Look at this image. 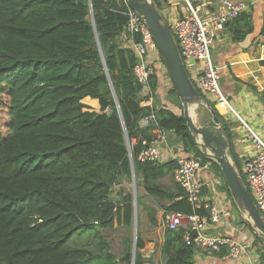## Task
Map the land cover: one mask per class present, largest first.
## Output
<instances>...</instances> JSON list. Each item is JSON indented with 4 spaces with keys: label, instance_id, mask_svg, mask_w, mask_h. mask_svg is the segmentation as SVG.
Returning a JSON list of instances; mask_svg holds the SVG:
<instances>
[{
    "label": "trees",
    "instance_id": "trees-1",
    "mask_svg": "<svg viewBox=\"0 0 264 264\" xmlns=\"http://www.w3.org/2000/svg\"><path fill=\"white\" fill-rule=\"evenodd\" d=\"M151 1L159 10L164 2ZM124 11L117 0H0V264H131V238L122 236L116 257L103 231H127L133 223L131 196L118 194L115 203L110 195L130 179L125 135L129 144L150 141L139 121L151 112L185 155L208 161L195 147L179 101L177 113L165 105H141V87L132 75L135 55L118 42L128 20ZM158 81L154 75L149 83L154 98ZM169 93L177 99L173 88ZM218 118L237 166L228 124ZM137 151L133 144L135 183L146 197L165 212L208 215L193 209L176 184H161L173 174L174 160L139 163ZM145 212L157 226L155 209ZM183 232L164 230V264H192L194 251ZM253 243L264 264V240L254 236ZM141 247L137 231L133 264L147 263ZM226 253L223 247L214 254Z\"/></svg>",
    "mask_w": 264,
    "mask_h": 264
},
{
    "label": "built area",
    "instance_id": "built-area-1",
    "mask_svg": "<svg viewBox=\"0 0 264 264\" xmlns=\"http://www.w3.org/2000/svg\"><path fill=\"white\" fill-rule=\"evenodd\" d=\"M117 1L126 8L123 14L128 18L122 32L125 35L124 40L128 43V49L134 53L136 61L139 60V63L136 62L133 66L132 75L141 87V105L151 109L154 95L150 88V79L157 75L161 88L163 83H166L165 75L170 85L171 81L159 50L141 17L130 8L127 0ZM180 3L182 9L164 20L178 45L185 72L192 85L199 92L203 102L213 107L228 124V130L238 148L234 150V155L240 165L239 173L253 203L264 216V140L254 132L222 92L219 73L210 55V48L215 39L229 22L241 14L245 6L241 2L221 0L210 10L203 5L194 4L191 0H180ZM135 34L138 35L139 41H134ZM151 125L152 128H149ZM139 128H148L152 139L148 141L139 138L129 144L130 150L133 144L138 146L136 160L139 163H162L161 145L167 143L172 133L157 126L153 112L140 119ZM180 150H183L182 145ZM170 160L176 162L172 174L174 183L185 193V198L193 209H206L208 215L169 211L164 216V228L173 231L183 229L184 242L193 248V255H212L224 247L227 249L226 257L237 259L242 256L252 245L251 238L236 239L220 232H207L209 224H220L225 216L231 215L204 196L207 192L215 194L224 191L219 189L225 185L224 180L213 176L209 161H202L194 154H172ZM201 173L205 174L204 177H200ZM225 194L228 195V192L225 191ZM232 217L239 222L238 227L247 230L245 223L240 222V214Z\"/></svg>",
    "mask_w": 264,
    "mask_h": 264
},
{
    "label": "crops",
    "instance_id": "crops-1",
    "mask_svg": "<svg viewBox=\"0 0 264 264\" xmlns=\"http://www.w3.org/2000/svg\"><path fill=\"white\" fill-rule=\"evenodd\" d=\"M191 1L194 4L203 5L210 10H213L221 2V0ZM232 1L241 2L245 7L241 14L229 22L225 30L215 39L210 48V55L219 73V85L222 92L228 97L234 109L246 120L254 132L264 140V100L261 97V91L264 89V63H260L264 61V38L261 35L264 17V0ZM181 9L182 4L180 0H164L160 12L163 18L167 20L169 17L177 14ZM124 36V34H121L118 37V42L122 48L128 49V43L124 40ZM158 85L160 94L158 98L153 99V104L165 105L177 113L173 97L165 95V93L163 94L160 81H158ZM139 97L142 99L140 93ZM203 108L209 115L206 108L204 106ZM191 117L194 120L192 115ZM194 122L196 123L195 120ZM231 143L234 152L238 148L232 133ZM161 148L162 163L169 161L172 154L175 156L185 155L180 150L181 143L173 134H170L167 143L161 145ZM204 175L201 173L200 177H204ZM162 179H169L171 183L172 181L174 182L172 175L163 177ZM204 196L209 200H213L217 205L223 207L226 212L231 214L225 216L220 224H209L207 232H220L223 235H230L236 239H250L246 228L241 229L238 227L239 222L232 217L239 213L232 204V200L225 194V191H218L215 194L207 192ZM139 224V237L142 242V247L138 252L141 257L147 260L146 264H164L165 258L159 251V246L163 241L164 224L161 227H156L152 226L147 220H142ZM259 263V255L254 243L237 259H231L225 255L217 256L215 254L208 256L196 254L192 257V264Z\"/></svg>",
    "mask_w": 264,
    "mask_h": 264
},
{
    "label": "water",
    "instance_id": "water-1",
    "mask_svg": "<svg viewBox=\"0 0 264 264\" xmlns=\"http://www.w3.org/2000/svg\"><path fill=\"white\" fill-rule=\"evenodd\" d=\"M127 2L130 8L141 17L159 50L175 94L182 106V116L186 128L192 136L195 147L205 159L213 162L218 167L231 200L249 232L253 236L264 240V216L253 203L239 170L231 157L230 145L223 134V128L216 111L213 107L203 102L199 92L195 89L188 78L179 54L178 45L167 22L164 20L160 10L151 0H127ZM91 21L94 27L92 15ZM95 39L97 48L100 50L96 33ZM100 56L102 59L101 54ZM136 62L139 63V60ZM260 63H264V61H261ZM108 81L118 113L120 114L115 93L109 79ZM199 105H203L206 108L209 113V119L204 124L198 126L191 117L189 109L191 107H198ZM125 143L131 170L130 180L133 185L132 207L134 237L131 248V264H133L137 236L136 189L133 160L126 135Z\"/></svg>",
    "mask_w": 264,
    "mask_h": 264
},
{
    "label": "rangeland",
    "instance_id": "rangeland-1",
    "mask_svg": "<svg viewBox=\"0 0 264 264\" xmlns=\"http://www.w3.org/2000/svg\"><path fill=\"white\" fill-rule=\"evenodd\" d=\"M165 81L166 83L164 84L163 83V94H164V91H165V95H168V96H172L173 97V100H174V104L176 106H178V109H179V105H178V101L176 99V97L169 93L171 91V89L173 88L172 86V83L171 85L167 82L168 81V78L166 77L165 75ZM161 84V82H160ZM166 89H168V91H166ZM195 108V109H194ZM193 109L190 110V113L191 115L194 117V120L196 121L197 125H202L204 124L209 118H208V115L206 113V111L204 110L203 108V105H199L198 107H194ZM181 112V110H180ZM179 113V111H178ZM192 154V153H191ZM240 165L238 164L237 165V168L239 169ZM214 177L216 178H221V174L219 172L218 169H216L215 167H213L211 165V171H210ZM135 176V174H134ZM160 182L166 187V188H172L173 185H175V183L172 181V183L169 181V179H161ZM135 189L137 191V194H136V231L139 232V223L142 221V220H147L148 221V218L146 217V212H145V208L146 207H150V208H154L155 209V217H156V220L158 222L157 226L156 227H161V225L163 224L164 222V216L167 212H165L163 209H162V206L160 205L159 202H157L155 199L153 198H149V197H146L143 193V191L141 189H138L137 186H136V183H135ZM221 190H224L227 192L226 188H225V185L222 187V188H219ZM118 194H122L124 196H128L130 195L131 198H132V195H133V185H132V182L131 180H124L121 184L117 185L114 187L113 191H112V194L110 195L111 197V200L113 202H118L119 201V196ZM229 198L231 199L230 195L228 194ZM137 197H139V201H138V205H137ZM234 205V204H233ZM235 206V205H234ZM240 222H242V218L240 216ZM152 228V227H150ZM247 232L250 236V238L253 240L254 239V236L249 232V230L247 229ZM103 235L105 236L108 244H109V247H110V251L117 257L120 255L121 251H122V246H121V238L122 236H129L131 238V242L133 244V237H134V227H133V223L131 225V227L127 230V231H124L122 229H114V230H104L103 231ZM71 240H73V243L74 244H77L78 241H79V238H75V237H72ZM132 247V246H131Z\"/></svg>",
    "mask_w": 264,
    "mask_h": 264
},
{
    "label": "bare ground",
    "instance_id": "bare-ground-1",
    "mask_svg": "<svg viewBox=\"0 0 264 264\" xmlns=\"http://www.w3.org/2000/svg\"><path fill=\"white\" fill-rule=\"evenodd\" d=\"M193 107H191L190 109H189V111L192 109Z\"/></svg>",
    "mask_w": 264,
    "mask_h": 264
}]
</instances>
